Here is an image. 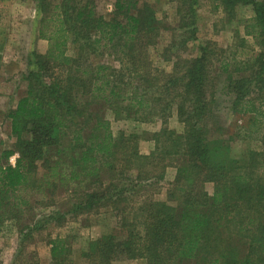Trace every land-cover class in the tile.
Here are the masks:
<instances>
[{
	"label": "trees",
	"instance_id": "16d2710c",
	"mask_svg": "<svg viewBox=\"0 0 264 264\" xmlns=\"http://www.w3.org/2000/svg\"><path fill=\"white\" fill-rule=\"evenodd\" d=\"M91 1L36 0L49 16L38 32L47 48L44 53L31 50L22 73L26 93L9 112L16 146L0 155V224L21 220L29 195H42L45 204L53 205L56 193L63 191L59 200L72 202L69 211L55 208L28 231L48 222L59 225L68 212L74 216L111 206L125 238L106 234L90 241L81 253L88 264L137 258L146 264H264V133L260 149L242 159L232 157L230 138L211 135L221 132L208 125L213 112L207 99L214 81L223 76L220 89L230 111L253 114L254 121L264 118V0H216L229 20L238 5L253 11L239 20L243 36L235 49L240 59H219L216 76H211L207 44L193 58L177 54L172 72L152 65L147 46L159 21L149 3L115 0L114 15L105 19ZM181 2L188 5L178 8L186 24V14L193 21L197 0ZM101 50L115 55L119 66L93 64L84 57L86 51ZM173 107L183 132L163 124ZM156 113L163 119L158 131L131 124ZM117 122L123 125L113 128ZM141 140L153 141L152 150L142 153ZM12 156L14 164L9 163ZM175 161H181L176 181L182 178V184L169 190L166 199L143 200L137 212L128 213V206L121 205L127 199L121 183L162 180ZM71 183L79 187L70 189ZM22 233L19 228V238ZM49 243L52 263L72 264L66 237L57 235Z\"/></svg>",
	"mask_w": 264,
	"mask_h": 264
},
{
	"label": "rangeland",
	"instance_id": "374dc122",
	"mask_svg": "<svg viewBox=\"0 0 264 264\" xmlns=\"http://www.w3.org/2000/svg\"><path fill=\"white\" fill-rule=\"evenodd\" d=\"M51 1L58 3L60 0ZM114 1L92 0L91 2L97 14L102 15L105 19H110L115 13ZM137 1L138 5L144 2L149 3L159 21L157 24L159 30L157 34H154L153 43L147 46L148 59L158 70L172 72L173 64L178 59L177 54L184 58L198 56L201 52V44H207L209 52H212L211 76H216L218 73L219 59L233 60L235 56L237 59L232 62L240 59V54L236 55L237 50L235 49L239 35L243 36V27L239 20L251 17L253 14L251 6L239 8L236 16L229 20L222 8L217 7L216 0H197L193 6V21L190 18L191 15L186 14L185 21L187 23L184 24V21L181 20V11L178 10L182 0ZM182 6L188 8V5L182 4ZM38 8L36 0H0V82L10 96H14L21 90L25 91L27 83L22 80V70L26 69L31 50L35 49L44 53L47 48L46 39L39 37L38 32L41 20L49 16L48 13L40 12ZM118 17L120 18L121 15ZM51 23H53L52 20L48 21L45 26L46 34L49 30L47 25ZM83 35L84 33L80 32V37ZM246 39L248 47L252 46L251 37H246ZM183 40H185L184 44L181 45ZM70 42V51H73L74 48L76 49L75 43ZM98 52L89 53L86 51L84 57H89L93 64L107 62L115 67L119 66L115 55L109 54L108 50ZM238 53L241 51L239 50ZM236 75L238 74L236 73ZM222 80L223 76H220L214 81V87L210 89L207 97L208 101L212 100L209 105L213 112L212 117L208 120V125L213 130L219 129L221 132V134L211 132L212 136L219 135L230 138L232 157L242 159L250 150L260 149V137L264 133V118L254 121L253 114L231 112L227 102L228 96L221 93ZM163 83L164 81L159 85ZM10 101L13 106L16 105L15 98L12 97ZM163 118L165 119L164 123L160 115L156 113L144 123L131 124L139 126L149 133L158 131L163 126L162 123L177 132L184 131V124L180 121L175 107L171 112L167 111ZM121 125L123 123L117 122L113 128H119ZM23 136L26 139L31 137L27 133ZM15 141L16 137L14 136L11 146H16ZM153 146V141L141 140L140 151L148 153ZM180 162H172L164 170L162 180L139 181V184L135 186H133L135 182L128 180L122 182L120 188L125 190L123 194L127 199L121 205H127V212L134 214L138 211L143 200L166 199L169 190L176 184H182V178L176 181V164L178 165ZM9 163L11 162L9 161ZM78 187L79 185L76 183L69 184L70 189ZM206 188L211 192V183H207ZM56 195L53 205L45 204L47 200L42 195H29L30 204L24 209L23 218L18 222L13 220L0 224V264H54L50 258L49 242L57 235L67 238V245L70 249L69 258H71L72 264H88L81 253L87 248L90 241L106 234H114L118 240L125 238L120 217L116 215L111 206H104L99 210L83 212L74 216L68 212L63 223L55 225L48 222L44 228L33 231L31 234L27 226L37 219H43L44 214L55 208L62 212L69 211L72 202L59 200L63 196V191ZM131 201H133L132 210L129 208ZM135 201L137 202L135 203ZM19 228L23 230L20 238ZM114 264H146V261L143 258H137L122 260Z\"/></svg>",
	"mask_w": 264,
	"mask_h": 264
},
{
	"label": "crops",
	"instance_id": "0c3cea01",
	"mask_svg": "<svg viewBox=\"0 0 264 264\" xmlns=\"http://www.w3.org/2000/svg\"><path fill=\"white\" fill-rule=\"evenodd\" d=\"M217 7L221 8V6H219L218 3H217ZM242 7H243L242 5L241 6L238 5L236 7V11H238V9L242 8ZM246 7H247V5H246ZM5 69H8V68H5ZM22 71L24 72L25 69ZM5 73H6V70H5ZM22 80L24 82H26L24 79H22ZM1 84H2V82H0V155L4 149L13 147V146H11V144H12V141H13L15 135H13L11 133V118L9 117V112L12 109H14V107L16 105L13 106V104L10 100L13 97V98H15V103H17L18 98H21L26 93V86H25L24 92H23V90H21L19 93L15 94L14 96H10L5 91V87H2ZM2 89H4V91H2ZM9 161L12 164L11 158ZM7 222H12V221H7Z\"/></svg>",
	"mask_w": 264,
	"mask_h": 264
},
{
	"label": "built area",
	"instance_id": "2783aa9c",
	"mask_svg": "<svg viewBox=\"0 0 264 264\" xmlns=\"http://www.w3.org/2000/svg\"><path fill=\"white\" fill-rule=\"evenodd\" d=\"M15 157H16V156H12V157H11V159H12V164H14Z\"/></svg>",
	"mask_w": 264,
	"mask_h": 264
}]
</instances>
